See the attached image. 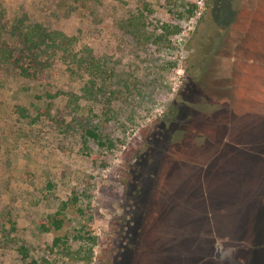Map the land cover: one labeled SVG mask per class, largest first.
I'll return each instance as SVG.
<instances>
[{
	"label": "rangeland",
	"instance_id": "374dc122",
	"mask_svg": "<svg viewBox=\"0 0 264 264\" xmlns=\"http://www.w3.org/2000/svg\"><path fill=\"white\" fill-rule=\"evenodd\" d=\"M252 231L264 0H0V264L230 263Z\"/></svg>",
	"mask_w": 264,
	"mask_h": 264
},
{
	"label": "trees",
	"instance_id": "16d2710c",
	"mask_svg": "<svg viewBox=\"0 0 264 264\" xmlns=\"http://www.w3.org/2000/svg\"><path fill=\"white\" fill-rule=\"evenodd\" d=\"M22 73H23V75H25V76H30V74L28 73V71H26V69H23L22 70ZM176 126H178V124H176ZM171 127H173V125H169L166 129H165V133L167 132V130H169ZM87 134L91 137V138H93V139H95V140H98L99 141V144H101V145H103L104 144V142H102L101 140H100V138L99 137H101V136H99L94 130H88L87 131ZM157 156V155H156ZM155 156V157H156ZM148 194H149V192H148V189L146 190L145 189V191H144V193H143V195H142V202H144V201H146L147 200V198H148ZM58 214H60V211H58V213L55 215V216H53L52 218H51V226L54 228V229H60L61 227H62V224H63V220L62 219H59V218H57L56 216L58 215ZM138 227H139V225L136 223V227H135V230L136 229H138ZM42 228L45 230V231H49V230H51V227H48L47 225H46V222H43L42 223ZM132 238H134V236H132ZM62 241V239L61 238H59V237H57V238H55L54 239V245H58L60 242ZM133 242V241H132ZM134 243V242H133ZM254 243H255V249H254V252H253V258L251 259V263L250 264H252L253 262L255 263V260L257 259V261H258V258L256 257V253H257V251L258 250H261V249H264V240H255L254 241ZM123 249H124V247H123ZM126 250H127V248H125V252L123 251V253H125V255L127 256V253H126ZM19 252H21V254H23V256H27V251H26V249H25V247H20L19 248ZM91 258V257H90ZM112 258L111 257H109V260H111ZM259 262V261H258ZM33 264H36V262L35 261H33ZM259 264H260V262H259ZM264 264V263H263Z\"/></svg>",
	"mask_w": 264,
	"mask_h": 264
},
{
	"label": "flooded vegetation",
	"instance_id": "af4514ba",
	"mask_svg": "<svg viewBox=\"0 0 264 264\" xmlns=\"http://www.w3.org/2000/svg\"><path fill=\"white\" fill-rule=\"evenodd\" d=\"M254 241L255 240L252 231L251 240H247V247L244 250H242L240 247L233 248L232 246H230L229 248H225L223 245L220 244L217 248L216 256L221 258L222 260H226L229 256L233 257L232 262H223L222 264H250L256 246Z\"/></svg>",
	"mask_w": 264,
	"mask_h": 264
}]
</instances>
